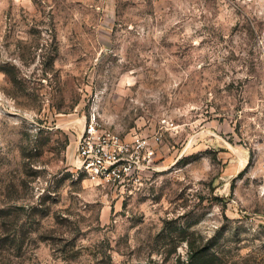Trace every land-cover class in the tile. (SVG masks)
<instances>
[{"label": "rangeland", "instance_id": "obj_1", "mask_svg": "<svg viewBox=\"0 0 264 264\" xmlns=\"http://www.w3.org/2000/svg\"><path fill=\"white\" fill-rule=\"evenodd\" d=\"M94 116L154 152L126 193ZM263 138L264 0H0V264H264Z\"/></svg>", "mask_w": 264, "mask_h": 264}, {"label": "built area", "instance_id": "obj_2", "mask_svg": "<svg viewBox=\"0 0 264 264\" xmlns=\"http://www.w3.org/2000/svg\"><path fill=\"white\" fill-rule=\"evenodd\" d=\"M137 150L119 134L101 127L97 118L85 123L77 141L79 169L96 186L126 193L141 178L132 170V163L141 166V150L151 157L154 152L143 140H137Z\"/></svg>", "mask_w": 264, "mask_h": 264}, {"label": "crops", "instance_id": "obj_3", "mask_svg": "<svg viewBox=\"0 0 264 264\" xmlns=\"http://www.w3.org/2000/svg\"><path fill=\"white\" fill-rule=\"evenodd\" d=\"M264 139V138H263ZM257 154L255 157V168L260 171L258 178L254 182L258 181L259 189L254 186V193L258 190L261 194L264 191V140L257 143Z\"/></svg>", "mask_w": 264, "mask_h": 264}, {"label": "trees", "instance_id": "obj_4", "mask_svg": "<svg viewBox=\"0 0 264 264\" xmlns=\"http://www.w3.org/2000/svg\"><path fill=\"white\" fill-rule=\"evenodd\" d=\"M209 255L213 258L216 257L215 253H210ZM209 255L203 254L201 252H195L192 248L188 256L189 258H187L186 261H182L180 259L177 264H209Z\"/></svg>", "mask_w": 264, "mask_h": 264}]
</instances>
